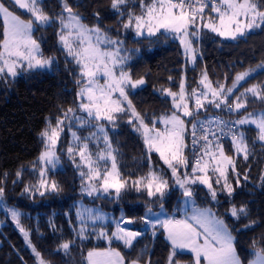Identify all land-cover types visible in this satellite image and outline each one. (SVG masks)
Instances as JSON below:
<instances>
[{"label": "snow or ice", "instance_id": "snow-or-ice-1", "mask_svg": "<svg viewBox=\"0 0 264 264\" xmlns=\"http://www.w3.org/2000/svg\"><path fill=\"white\" fill-rule=\"evenodd\" d=\"M110 8L120 17L121 27L134 30L136 36L151 37L163 30L178 39L186 60L193 66L197 57L202 55L198 42L204 30L235 41L255 29H264V0H138V3L135 0H111ZM136 8L140 9L139 14L134 11ZM17 9L24 10L28 18L23 19L17 14ZM94 15L97 23L89 26L83 23L81 14L69 0H59V11L52 14L45 11L43 0H0V19L3 24L0 76L14 79L22 71L51 69L58 58L43 54L34 32L52 26L57 27L59 51L63 52L66 63L74 64L77 69L75 107H62L54 122L51 118L47 120V126L40 133L43 150L32 166L33 171L38 173V181L26 186L24 193L34 197L37 194L44 196L46 192L58 194L62 191L61 185L50 179L47 173L61 163L56 149L61 134L68 128L72 140L66 148V154L79 173L83 194L119 199L122 191L134 188L159 200L163 211V199L166 191L170 190L169 179L163 169L157 170L150 165L145 175L133 179L130 176L123 177L117 168V152L109 131L118 127L120 119L128 117L127 123L143 138L149 160L153 151L159 155L170 170L172 185L181 191L185 209L189 204L193 206L190 214L185 211L183 219H160V214L153 212L151 207L139 218L146 226L145 230L151 228L153 236L157 224L166 232L171 247L167 264H179L177 257L184 250L193 254L191 264H244L237 252V238L228 223L212 208L195 206V187L205 186L213 201H217L218 191L225 194L231 205L226 215L235 221L242 218L248 221L237 231L250 230L256 225L257 222L249 218L247 204L237 205L233 202L236 187L230 182L229 173L235 175L236 186L240 185V174L236 171L233 156L225 153L221 138L229 136L235 155H242L247 160L250 149L240 126L254 125L257 129L256 139L264 144V112L243 114L236 120H227L221 115H205L204 119H200V116L206 114L209 108L228 115L240 113L241 109L247 107L249 96L264 101V83L252 84L237 93L241 82L247 81L257 69L264 70V61L236 73L230 86L219 81L214 83L206 70L201 72L197 87L190 90L183 79L178 92L161 86L157 91L171 98L172 111L146 122L145 116L137 111L129 98V91L141 88L146 81L142 76L133 78L130 70L126 69L130 57L121 55L122 51H126L122 47L123 41L118 37L112 38L100 27L99 13ZM158 123L163 125V129L156 126ZM74 127L86 129L88 134L81 136L78 131L72 130ZM186 136L191 137V162L185 154L189 148ZM90 143L95 145V153ZM108 162L111 163L110 169L106 166ZM36 164H39L38 169ZM22 173L23 167L15 175L20 178ZM4 175L6 177L7 173ZM243 178L247 180L248 176ZM260 180L264 183V175H261ZM4 197L5 187L0 182V206L4 207L24 236L35 264H51L32 243L29 231L21 225V212L7 207ZM77 216L80 220L77 235L82 239L86 238L89 222L93 231H96L97 222L102 224L108 220L106 214L96 209L82 208L78 210ZM114 223V232L109 234L101 228L96 232L97 238L107 240L109 245L113 240L120 241L131 249L143 232L125 225L136 223V219L125 217L122 213L120 220ZM73 243L64 241L56 251L67 255ZM143 255L142 250L136 259L127 264H140ZM250 255L254 259L247 264H264V236L260 241L253 239ZM85 259L86 264H126L125 257L111 247L89 250ZM145 264H151L150 258Z\"/></svg>", "mask_w": 264, "mask_h": 264}, {"label": "trees", "instance_id": "trees-1", "mask_svg": "<svg viewBox=\"0 0 264 264\" xmlns=\"http://www.w3.org/2000/svg\"><path fill=\"white\" fill-rule=\"evenodd\" d=\"M110 2L111 0H69L81 14L83 23L95 25L97 19L94 13L98 12L100 27L112 38L118 37L123 41L122 47L126 51H122L121 55L130 57L126 69L130 70L134 79L142 76L146 81L141 88L129 91V98L137 111L145 116L146 122L172 111L171 98L164 97L157 91L161 86L178 92L183 79L190 90L197 87L201 72L205 70L214 83L219 81L230 86L236 73L264 61V29H258L233 42L221 40L213 33L204 31L198 42L202 55L197 57L193 66L186 60L180 42L172 35L160 33L152 38L136 39L134 30H124L120 17L110 8ZM135 2L138 3V0ZM43 6L50 14L55 13L59 11V0H43ZM134 11L139 14L140 9L136 8ZM17 14L23 19L28 18L19 9ZM2 28L0 20V38ZM56 32V26L42 27L34 32V38L40 42L43 54L58 58V62L50 70L23 71L15 79L0 81V182L5 187L4 200L8 206L21 212V225L29 231L32 243L51 264H86L85 258L89 250L108 247L119 251L125 257L126 264L136 259L142 250L144 255L140 257V264H145L149 258L151 264H167L171 247L164 239L162 229L157 228L153 236L151 228L145 230L146 226L139 219L144 216L148 207L153 212H161L160 201L155 197H148L145 191L138 192L134 188L122 191L119 199L114 196L97 198L83 194L79 173L66 154V148L72 140L69 132L61 137L57 147L60 165L47 173L50 179L61 185L62 191L58 194L46 192L44 196L37 194L34 197L24 193L26 186L38 181V173L33 171L32 166L43 150L40 133L47 126V120L51 118L54 122L62 107H75L77 69L74 64L66 63L63 52L59 51ZM169 77L172 79L169 80ZM257 83H264V70L257 69L243 82L237 93ZM259 112H264V101L249 96L247 107L234 115L238 119L243 114ZM205 115L225 116L226 113L209 108L200 118ZM127 119L128 117H123L117 122L118 127L109 131L117 152V168L123 177L130 176L133 179L145 175L150 165L157 170L163 169L170 184V190L166 191L163 199V211L172 213L180 203V191L172 185L170 170L153 153L149 160L143 138L127 123ZM240 127L250 149L248 159L244 160L242 155L236 156L233 145H226L224 151L233 156L236 171L240 174V185L236 186L235 175L229 173V180L236 187L233 202L237 205L247 204L249 218L256 221V225L250 230L237 231L248 222L247 219L235 221L226 215V210L231 205L225 194L218 191L217 201H213L202 185L195 187V206L212 208L228 223L237 238V252L244 264H247L254 259L250 255L253 239L260 241L264 236V183L260 180L261 175H264V144L256 139V128L250 125ZM72 130L78 131L81 136L88 134L86 129L74 127ZM90 148L96 150L93 144ZM22 167V176L17 178L15 173ZM36 168H39V164H36ZM190 169L191 166L189 171ZM245 175L248 176L247 180L243 178ZM78 204L108 214L112 222L95 226L96 231H93L92 226L87 227L86 238L82 239L77 235L80 228ZM122 213L125 217L136 219L132 230L143 232L131 249L114 241L109 245L96 235L101 228L111 234L115 230L114 221L120 220ZM64 241L74 242L67 255L56 251ZM177 258L179 263L190 264L192 261L188 255H178ZM0 264H35L23 239L8 221H4L0 229Z\"/></svg>", "mask_w": 264, "mask_h": 264}, {"label": "rangeland", "instance_id": "rangeland-1", "mask_svg": "<svg viewBox=\"0 0 264 264\" xmlns=\"http://www.w3.org/2000/svg\"><path fill=\"white\" fill-rule=\"evenodd\" d=\"M258 29H255V30H253L251 33H254L255 31H257ZM204 31H207V30H204ZM207 32H209V31H207ZM160 33H164V31L163 30H161V32H159V33H157L156 35H158V34H160ZM211 33V32H210ZM251 33H249V34H251ZM214 34V33H213ZM248 34V35H249ZM155 35V36H156ZM214 35H216V34H214ZM155 36H151V37H148V36H136V39H146V38H152V37H155ZM217 36V35H216ZM217 37H219V36H217ZM221 40H224V41H229V42H233V40H227V39H224V38H222V37H219ZM176 39V38H175ZM240 39V38H239ZM177 41H179L178 39H176ZM189 63L191 64V62L189 61ZM48 70H50V69H36V70H32V71H48ZM23 72V71H22ZM21 72V73H22ZM20 73V74H21ZM20 74L19 75H17V77L18 76H20ZM17 77H15V78H17ZM14 78V79H15ZM2 79H6V78H4V77H2V76H0V81L2 80ZM9 79H13V78H10L9 77ZM104 81H103V78H101V83H103ZM243 84V82H241V85ZM142 87V86H141ZM139 89V88H138ZM201 119V118H200ZM158 126L157 127H159V128H161V129H163V125L162 124H160V123H158L157 124ZM243 126H246V125H243ZM250 126H253L254 128H255V126L254 125H250ZM70 133L71 134V132L69 131V129L68 128H65L64 129V132L61 134V137L64 135V134H66V133ZM61 139V138H60ZM59 144V143H58ZM90 145H92L91 143H90ZM95 146V145H94ZM57 147H58V145H57ZM101 147H103V145H101ZM57 150V149H56ZM91 150L95 153L96 151H97V149L96 150H93L92 148H91ZM153 154H155V155H157L158 157H159V155L156 153V152H152ZM160 159V158H159ZM161 160V159H160ZM161 162L163 163V161L161 160ZM104 165H102V167H103ZM109 169L111 168V163L110 162H108V164L106 165ZM166 166V165H165ZM167 167V166H166ZM176 189H178L179 191H180V189L178 188V187H176ZM113 192H114V190H112ZM88 196V195H87ZM93 196H95V195H93ZM180 203H179V205L177 206V209H175L172 213H166L165 211H161V212H155V213H159L160 214V216H159V218L160 219H166V218H169V217H172V218H175V219H183L184 218V216H185V211H187L189 214L191 213V211H192V205L191 204H189L188 206H187V208L185 209V206L183 205V203H182V197H181V191H180ZM6 205H7V203H6ZM7 207H10V206H8L7 205ZM96 209V208H91V207H86V206H84V205H82V204H78V210H81V209ZM78 210H77V212H78ZM96 210H98V209H96ZM100 211V210H99ZM104 214H106V213H104ZM107 215V217H108V220L106 221V222H104V223H100V222H97V224H96V226L97 225H107L108 223H110V222H112V219L110 220V218H109V215L108 214H106ZM3 218H4V221H8L13 227H14V229L18 232V234L21 236V238L23 239V241H24V243H25V239H24V236L22 235V233L19 231V229L17 228V226H16V224H15V222L11 219V216L4 210V207L3 206H0V227L1 226H3L2 224L4 223V221H3ZM152 219H156V217H152ZM78 220H79V218H78ZM79 222H80V220H79ZM89 226H91V222H89ZM88 226V227H89ZM157 228H161L160 226H159V224H157V227H156V229ZM162 230V232H163V237H164V239L166 240V242L170 245V242L167 240V238H166V232L164 231V229L163 228H161ZM115 231V230H114ZM113 231V232H114ZM141 237V236H140ZM140 237H138L137 238V240L140 238ZM100 240H102V241H104V242H106V243H108L107 242V240H105V239H103V238H99ZM136 240V241H137ZM114 242H116V243H118V244H121L124 248H126L124 245H123V243L122 242H120V241H116V240H113ZM136 241H134V243L136 242ZM133 243V244H134ZM25 246H26V248L31 252V250L27 247V245H26V243H25ZM126 249H128V248H126ZM180 255H188V256H190L191 257V259H193V254L191 253V252H189L188 250H184V252H183V254H180ZM179 264H185V263H179ZM188 264V263H187ZM191 264V263H190Z\"/></svg>", "mask_w": 264, "mask_h": 264}, {"label": "built area", "instance_id": "built-area-1", "mask_svg": "<svg viewBox=\"0 0 264 264\" xmlns=\"http://www.w3.org/2000/svg\"><path fill=\"white\" fill-rule=\"evenodd\" d=\"M215 116V115H214ZM224 119H227V120H236L237 118L235 117L234 114L232 115H228L226 114L225 116H222ZM205 117L201 118V119H204ZM190 127V125H189ZM186 143L189 145V148L185 150V154L189 157V161L191 162V159H192V154H191V151H190V148H191V137L190 136H186ZM221 143L223 144V148L226 146V145H232V142H231V138L229 136H224L221 138ZM191 166V163L190 165ZM125 227H128V228H133L134 227V224L132 225H125Z\"/></svg>", "mask_w": 264, "mask_h": 264}, {"label": "crops", "instance_id": "crops-1", "mask_svg": "<svg viewBox=\"0 0 264 264\" xmlns=\"http://www.w3.org/2000/svg\"><path fill=\"white\" fill-rule=\"evenodd\" d=\"M20 10V9H19ZM21 11H23L24 12V10H21ZM1 21H2V19H0ZM3 225V224H2ZM2 227V226H1ZM1 227H0V229H1Z\"/></svg>", "mask_w": 264, "mask_h": 264}]
</instances>
